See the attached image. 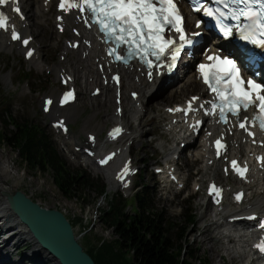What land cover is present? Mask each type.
Wrapping results in <instances>:
<instances>
[{"label": "rangeland", "instance_id": "374dc122", "mask_svg": "<svg viewBox=\"0 0 264 264\" xmlns=\"http://www.w3.org/2000/svg\"><path fill=\"white\" fill-rule=\"evenodd\" d=\"M33 0H23V6L26 9ZM43 18H38L32 26V34L36 38L40 46V58L42 67L38 68L35 65H31L30 62L24 60L23 51L18 50L15 45L12 51H0V124L3 130H10L4 123V119H7L10 114L14 119L19 122L31 121L34 124L40 125L44 128L55 141L60 153L67 159L70 166L73 168H82L89 173L99 184L106 183L108 180L105 173L100 170H93L91 167L83 166L79 163L80 154L72 153L74 144L65 140L58 134H56L50 127V121L52 118L46 117L41 111V99L44 96L52 95L58 96L59 92L63 88L59 85L58 71L53 70L54 66L61 62L62 49L64 48V39L61 36H57L55 28V12L47 13L43 11ZM40 27V29H36ZM67 35H70L68 33ZM80 58L79 53H72L70 61L74 65ZM81 67H84L81 66ZM27 75V76H26ZM28 80V81H27ZM27 81V82H26ZM78 85L80 90V96L78 102L69 109V112L75 113L73 119L69 117V122L73 128V141L74 143H82L86 140L84 134L86 132H94L102 135L106 128L111 127L116 122L111 121L106 117V114H113L115 112V104L112 101L109 106L101 103L102 98L92 97L89 100L90 90L83 93V85L81 80L78 79ZM173 89V90H172ZM176 92L175 95L162 98V96L148 95L145 100L147 104V113L141 119V128H139V135L135 143L131 147V155L135 159V163L143 169L141 177L136 179V183H146L150 187L156 189V208L159 211H163L167 218L172 221H181V215L189 209V203L191 208L195 210L198 215L197 224L190 228L187 232L188 239L191 240L187 249L194 247L200 251L201 257H208L212 264H247L245 259H237L232 262L227 256L224 249V244L227 245L226 238H223L227 232V227L216 228L215 225H211L210 221L213 218V210L209 204H207L204 193V181L209 176L214 174V169L202 171L203 159L199 161L186 160L188 153H184L182 159L181 173L187 178L186 189L177 192L172 186L163 185L159 182L158 177L154 175L153 167L159 163H163L166 159H170V148L178 146L176 138L178 133L170 134L163 130V121L165 114L163 112L165 107L171 106L175 103L183 102L190 95L197 94L198 90L185 91L177 84L168 89V91ZM182 90V91H181ZM114 96H112L113 100ZM162 98V99H161ZM128 96H125V122L127 124H133V128H137L140 123H137L130 117L128 112L130 105L128 106ZM161 99V100H160ZM94 101L101 104V107L96 108ZM149 105L154 107L149 108ZM99 110L97 116H93L94 110ZM67 111V112H68ZM93 117V118H92ZM105 123V126H104ZM100 131V128H102ZM70 142V144H68ZM70 152L72 154H70ZM75 158V159H74ZM0 160L12 168V177L10 183L15 179H23L17 185H11V191H22L25 194L31 195L34 201L39 202L41 205L50 209H59L68 213L69 218L75 216L83 217L85 224L91 228H87L85 233H88L95 242L96 237H102L105 240L111 241L116 238L111 229L107 228L105 224L98 217L95 219V213L98 212V216L102 210L108 208V201L117 195V192L107 190V196L100 202L101 197L97 195L94 189H89L85 193V201L80 198L73 200H67L57 188L52 173L37 171L30 167L23 165L20 158L17 156L15 149L0 143ZM85 163V162H84ZM85 165V164H84ZM196 172H198L196 174ZM221 174V172H220ZM222 176V174H221ZM199 183L201 190H195V184ZM14 184V183H12ZM135 194L133 190L130 194V199ZM252 198L256 199L261 196L264 197V190H254L252 192ZM133 203V202H132ZM209 207L208 216L201 218L202 214L206 212V208ZM264 208V203H263ZM129 213H132V207L128 209ZM181 219V220H180ZM183 223V221H181ZM77 226V234L80 235L84 230ZM221 233L222 239L211 241L212 235ZM219 237V236H218ZM81 244L85 249L90 247L82 238ZM213 242V243H212ZM231 252L233 255H237L234 244L231 246ZM32 243L30 241L24 242L18 245L17 249L12 251L10 258L13 260H21L28 256L32 251ZM19 255V259L17 258ZM9 260V259H8ZM33 261L28 258L24 259L23 264H32ZM48 264H55L54 261ZM250 264V263H249Z\"/></svg>", "mask_w": 264, "mask_h": 264}, {"label": "snow or ice", "instance_id": "6c2138e0", "mask_svg": "<svg viewBox=\"0 0 264 264\" xmlns=\"http://www.w3.org/2000/svg\"><path fill=\"white\" fill-rule=\"evenodd\" d=\"M10 2L13 0H0V5H8ZM195 2L196 0H193V3ZM216 2L223 4L231 15L218 8L215 10L204 8L203 12L217 22L224 37L231 38L234 35V28L224 23L225 19H230L236 22L235 31L239 32L242 40L264 49V0H231L233 4L244 5L237 9L229 7V0H216ZM59 8L65 13L73 9L78 10L79 13H89L91 22L89 23V17H86L84 22L89 27L98 26V31L114 45L108 49V55L118 61L125 59L120 51L122 46H125L124 51L128 57H138L149 69L156 66L150 57H154L156 61L170 57L171 63L167 67L174 68L182 50L193 44L192 39L185 32L184 17L174 0H60ZM194 10L201 12L202 7L197 6ZM14 11L19 13V7L17 6ZM242 19L248 23L241 24ZM199 27L200 24H197V28ZM0 29L9 30L8 17L2 11H0ZM169 29L179 35L178 46L176 40L166 38L165 34ZM61 31H63L62 28ZM194 35L200 34L194 33ZM11 38L17 41L22 39L14 29ZM22 43L27 46L29 40L23 39ZM27 55L31 57L32 51H29ZM207 59L210 63L199 64V74L203 83L218 98V103H211V111H206L205 114L215 116L218 109L219 120L227 124L229 113L239 119L241 109L247 111L250 107L256 108L260 113L256 120L259 121L261 130H264V84L242 77L237 62L229 57L212 54L208 55ZM148 76L149 79L152 78L151 71ZM115 79L119 81L118 76ZM70 98H73V93H66L63 103H67ZM196 99L198 98H193V100ZM47 103L51 104L52 101L48 100ZM203 107L204 105L201 104L200 108ZM197 110L193 108L192 102H189L187 110L176 109V111H185L186 115ZM248 123V119L244 118L239 127L249 136H254L247 127ZM199 124L200 122L197 121V124L192 127L198 128ZM121 131L122 129L117 128L111 135L115 138V135ZM215 145L219 155L225 145L219 139L215 141ZM110 159H112L111 156L102 160L101 163L107 164ZM257 159L264 167V157ZM231 163L237 175L246 179V173L249 170L247 166L241 167L235 160ZM128 171L129 169L125 168L121 178ZM220 191L215 184L210 187V195H214V198L219 197ZM242 195L243 193L238 194L236 199L240 200ZM216 202L218 203L219 200L217 199ZM249 219L256 218L249 217ZM260 227L264 229V224ZM257 248L264 253V243L258 244Z\"/></svg>", "mask_w": 264, "mask_h": 264}, {"label": "trees", "instance_id": "16d2710c", "mask_svg": "<svg viewBox=\"0 0 264 264\" xmlns=\"http://www.w3.org/2000/svg\"><path fill=\"white\" fill-rule=\"evenodd\" d=\"M0 124V143L15 149L21 163L37 171L50 172L61 194L67 200L80 198L94 189L97 195L106 194L105 184L95 182L82 169H72L59 153L54 141L40 125L31 121L19 122L10 117ZM133 197V212L127 213L130 202L122 196L108 201L100 218L116 238L108 241L86 233L83 240L91 245L87 252L96 264H212L208 257H201L194 247L187 249L191 240L187 232L197 224V215L191 207L185 210L181 221H172L156 208V193L149 185H138ZM191 205V204H189ZM76 217L72 223H81ZM90 228L83 225V230Z\"/></svg>", "mask_w": 264, "mask_h": 264}, {"label": "bare ground", "instance_id": "6f19581e", "mask_svg": "<svg viewBox=\"0 0 264 264\" xmlns=\"http://www.w3.org/2000/svg\"><path fill=\"white\" fill-rule=\"evenodd\" d=\"M43 2L44 0H33V2L28 5V7H26V13L28 16V21L30 22V26L29 28H27L25 30V34L26 35H32V26L33 23H35V21L38 18H43L44 16V9L45 7L43 6ZM49 8H51V4L48 6ZM55 19V18H54ZM67 22L71 23L73 21L72 17H67L66 18ZM25 24V23H24ZM56 24V22H55ZM36 29H40V27H36ZM42 30V29H40ZM57 33V31H56ZM57 35L59 36V34L57 33ZM14 49V46L12 43L9 42V39L6 38V36L4 35L3 32H0V51H12ZM63 55L65 54V52H67V60H65V62H60L57 63L54 66L55 71H58L59 69H64V68H68V70L72 71L75 78L76 79H80L81 83L83 85V93H86L87 90H90V93L93 92L95 90L96 87H99L100 85L103 88V95H100L101 99V103L109 106L111 104V102L113 101L115 104V99L112 100V96L114 95L115 97V93L113 91V89H111V87L108 86H103L102 82L100 85L96 84L98 82L97 79V73L94 69V65L96 60H100L102 57L101 54V50L100 48L94 44L92 48L89 49V55L86 56V58H83V54L84 51H82L80 53V58L78 60V63L75 64L74 66L71 65L69 60V56L71 51L66 47L63 48ZM68 61V62H67ZM100 63V62H99ZM31 65H35L38 68L42 67V63L36 59V56L33 57L32 61L30 62ZM84 65V67L80 68V65ZM126 77L130 78L133 75L137 74V71H130V70H126L125 71ZM135 81V78H133ZM92 81V82H91ZM103 81V80H102ZM161 84H163V81L156 79L153 83H149L146 81H143L142 79H140V82H136L135 83L132 81V83L130 82V87L132 88V90L134 91H139L142 95L141 97L137 100V101H130V104H128V106L130 105V109H129V113H130V117L135 120L137 123H140V125L137 126V128H133V124H130L133 131L130 132L129 134V140L130 139H137L138 135H139V128H141V119H143V116H145V114L147 113V111L144 112L145 108H147V105L145 104V100L147 98V94L149 92H152V96H162V98L166 97V95L169 96H173L175 95L176 92L173 91H168L167 89L169 87H167L166 89H161L160 90V86ZM178 84L182 87L183 90L188 91V90H198L200 91L198 93V95H200V93L203 90V86L202 84L196 80L195 78V74L192 70H190L189 74H187L184 78L179 79L178 80ZM171 87V86H170ZM173 90V89H172ZM182 91V90H181ZM99 98V97H98ZM98 98H95L94 100H97ZM161 98V99H162ZM160 99V100H161ZM89 100H92V97L89 96ZM140 102V106L137 107V103ZM76 104V103H75ZM74 104V105H75ZM94 104L96 106V108H99L98 106L101 107V104L98 105L97 101H94ZM116 106V105H115ZM154 107L153 105H149V108ZM71 109V106H68L67 108L64 109V112L71 117V119H73V117L75 116V113L69 112L68 110ZM68 111V112H67ZM56 112H60L59 110H57ZM99 110L95 109L94 110V114L93 116H97ZM126 112V111H125ZM126 114V113H125ZM106 117H108L109 120L111 121H115L117 120L115 114H106ZM125 117V116H124ZM93 118V117H92ZM105 126V123H104ZM100 128V131H102L103 127ZM168 127V125H166ZM177 127H171V129H169V132L171 133L173 130H176ZM237 139L240 138V152L242 154H245L246 148L248 145L246 143L243 142V136L242 137H236ZM184 142L180 141L179 145ZM238 143V140L234 142V144ZM104 148V146H99V152L102 151V149ZM207 146L205 144H202L199 146V148L197 149V151L195 152L194 156L196 157V159H202L205 155L208 154L207 152ZM124 153H127L126 149H123ZM176 154V153H175ZM247 154V153H246ZM83 155H81L82 157ZM170 156V153H169ZM209 159L206 160V163H208ZM84 162H86L87 167H91V169H94L93 164L90 162L89 159L85 158ZM205 162V161H203ZM207 167H202V169L206 170ZM213 168H215L214 170V175L213 178L218 180L219 182H226L228 181V179H225L223 177V175L221 176L220 172L221 170L218 168L217 164L213 166ZM100 170V169H97ZM112 168L108 167L106 169H103L102 171L105 173V176L108 180V184H109V192L110 191H115L116 188L118 187V185L114 182L113 179V174H111L112 172ZM261 175L263 176V174L261 172L258 173V176L261 177ZM12 177V168L5 164L4 162H2L0 160V262H5L9 259V257L12 254V251L14 249H17L18 245L23 244L24 242H28L30 240H33L32 235L27 231V229L22 226L19 222V218L18 216L12 211L7 197L4 195V193H12L11 191V185H17V187H19V183L23 180V179H15L14 184L10 183ZM199 183H197L198 185ZM228 186V185H226ZM254 190H263V188H261V186L258 183H254L253 185L248 186V188L246 189L247 191V198L246 201H248L246 204L249 206H252L254 209H262L263 208V203H264V197H257L256 199H252L250 198V194H252V192ZM27 195L30 198H33L31 195H29L27 193ZM248 207V206H247ZM208 211H209V207L206 208V212L202 214L201 218L207 217L208 216ZM220 213H213L212 215V219L210 221L211 225H215L216 228H220L222 226H224V222H222V220L224 219L227 223H229L227 220L230 217H234V216H240L238 213H233L235 212V209L231 208L230 206H226L223 207L221 210H219ZM250 212V211H249ZM248 212V213H249ZM223 214H226L225 216H223ZM230 224V223H229ZM225 225L227 226L226 230L227 232L222 233L224 234L223 238L228 239L227 240V245L224 244V249L226 251L227 256L230 258V260H232V262H235L236 258L238 259H246L248 262L247 264H249L250 262H253V258L251 257V253H250V238L252 236H254V230L252 232L250 231H246V229H249V227H254V226H249L248 228L244 229L243 233L241 232V230H237L238 226L236 225ZM219 236V237H218ZM222 236L221 233H217L216 235H212L210 238V242L211 241H216V240H221ZM213 243V242H212ZM234 244V247L236 249L237 255H233V252H231V245ZM30 258L33 263L32 264H48L51 263L52 261H54V257L49 254V252H47L44 249L38 248L37 245H35L31 251V253L26 256L24 259H28ZM55 264L56 261H54Z\"/></svg>", "mask_w": 264, "mask_h": 264}, {"label": "water", "instance_id": "95a60500", "mask_svg": "<svg viewBox=\"0 0 264 264\" xmlns=\"http://www.w3.org/2000/svg\"><path fill=\"white\" fill-rule=\"evenodd\" d=\"M4 195L37 245L49 252L60 264H96L62 211L44 208L22 191Z\"/></svg>", "mask_w": 264, "mask_h": 264}]
</instances>
